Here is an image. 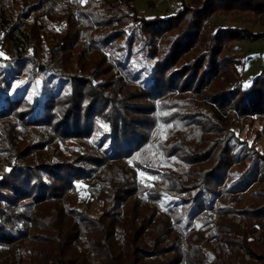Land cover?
<instances>
[{"label":"trees","instance_id":"obj_1","mask_svg":"<svg viewBox=\"0 0 264 264\" xmlns=\"http://www.w3.org/2000/svg\"><path fill=\"white\" fill-rule=\"evenodd\" d=\"M133 1L21 0L8 14L0 2V41L9 46L0 56V150L8 157L0 264H264V152L210 103L264 112V51L244 82L242 57L227 49L233 38H264V29L207 23L218 10L264 14V0H180L149 15ZM43 123L51 133L34 132ZM57 135L61 146L49 141ZM127 161L155 171L153 185L138 186ZM136 189L154 205H137ZM159 204L178 205L173 227L154 215ZM212 206L255 216L259 234L252 221L212 226L196 217ZM182 234L186 249L175 241ZM214 235L255 259L230 262L198 241ZM165 249L175 251L141 259Z\"/></svg>","mask_w":264,"mask_h":264},{"label":"rangeland","instance_id":"obj_2","mask_svg":"<svg viewBox=\"0 0 264 264\" xmlns=\"http://www.w3.org/2000/svg\"><path fill=\"white\" fill-rule=\"evenodd\" d=\"M2 4L5 6V14L12 9H19L21 6V0H0ZM134 4H136L137 9L146 14H163L167 13L169 11H172L175 9L177 4H180V0H134ZM74 6H71L70 9L74 10ZM32 11L30 10L27 15H19V22L17 24V27L14 29V31L22 30L25 26L26 20L31 18ZM235 23V24H244L248 25L249 27L253 29H264V14L260 13V15H256L252 12L248 11H242V10H228V11H220L213 12L207 17V23L210 25V28L214 26L215 23ZM1 34V32H0ZM230 51H236L239 53L241 58V63H239L238 66V73L242 76V80L245 82L249 76H251L255 71L258 70L260 67V61L263 55V49H264V38H258L255 40L247 39H235L231 41V43L227 47ZM9 52V46L7 44V41H0V56H6ZM87 52H90V50H87ZM105 55L107 56V59L111 62H113L111 56L107 52V50H104ZM112 69L115 71V75L120 76L122 75V72L117 69L115 65H112ZM236 73V71L234 72ZM125 78V77H123ZM204 100L206 102L209 100L206 97H204ZM212 104V107H214L218 112L219 116L221 117H231L230 118V126L232 130L239 134L241 138L246 139V142L255 146L257 149L264 152V112H256L250 114H241V113H231L234 109L232 107L224 109L223 107L217 106L215 103L210 101ZM231 110V111H230ZM231 113V114H230ZM36 128V129H35ZM34 128V132L43 131V135L47 133L52 132V128L47 126L46 124H39ZM57 139V140H56ZM60 136H55L49 139L51 144H56L59 141V146H61L64 141L62 140ZM58 146V147H59ZM58 148H54V151H56ZM18 157V156H17ZM18 159H21L18 157ZM22 160V159H21ZM6 162H8V157H6L3 152L0 150V172H2L3 168L6 165ZM124 169H132L133 170V177L136 180V183L138 186L146 188L153 185L154 181L156 180L157 173L155 171H151L146 167L134 165L131 163V161H127L123 164ZM95 174L101 175V172H95ZM80 191L79 194L83 197L85 196V181L80 180ZM83 183V184H82ZM130 195L131 199H134L133 201L139 205V206H153L154 202L151 200V198L148 196L147 193L144 191H140L138 189L131 192ZM247 193H242L241 195V201H243L246 198ZM229 194H226V197H228ZM178 208V205H171L169 207L158 205L155 209L154 215H167L168 219H170L168 226L171 228L175 224V220L172 217V212H174ZM201 221H206L209 225L216 226L217 224L221 222H227V220L231 219L233 222L237 223V225L241 228H246L249 221L254 222V229L252 233L255 235H258L259 230V221L258 219L253 216L249 218L246 215L241 214V212L234 211V210H220L216 207L211 208H202L196 216ZM117 229V228H116ZM119 230V229H118ZM222 235H231V231L223 230L221 232ZM238 236L242 235V232H236ZM5 236L3 234V230L0 228V239H3ZM6 238V237H5ZM4 238V239H5ZM214 236L206 237V236H200L198 241L206 247L212 248L216 253H219L223 259L230 260V262H238L242 258L244 259H255V257L249 256L247 249L243 244L238 243H232L225 239L221 240L219 243L216 241ZM175 241L179 243L180 247L186 249L188 248L186 237L184 234L178 235L175 237ZM174 249H165L161 252L153 253L143 256L141 259L143 261H148V259H161L166 255L174 253ZM242 257V258H240ZM94 261L100 263L102 262L101 258L94 257ZM84 264H87L84 262Z\"/></svg>","mask_w":264,"mask_h":264},{"label":"snow or ice","instance_id":"obj_3","mask_svg":"<svg viewBox=\"0 0 264 264\" xmlns=\"http://www.w3.org/2000/svg\"><path fill=\"white\" fill-rule=\"evenodd\" d=\"M0 55H2V54H0Z\"/></svg>","mask_w":264,"mask_h":264}]
</instances>
